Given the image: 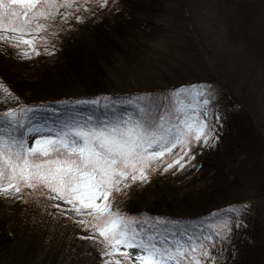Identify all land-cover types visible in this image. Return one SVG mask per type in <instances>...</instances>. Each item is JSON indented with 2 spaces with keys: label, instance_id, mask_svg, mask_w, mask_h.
Listing matches in <instances>:
<instances>
[{
  "label": "trees",
  "instance_id": "trees-1",
  "mask_svg": "<svg viewBox=\"0 0 264 264\" xmlns=\"http://www.w3.org/2000/svg\"><path fill=\"white\" fill-rule=\"evenodd\" d=\"M201 1L211 0L190 2ZM221 1L229 5L230 21L235 20L225 25L228 37L242 40L251 49L263 50L264 24L259 18L264 14V0ZM116 2L117 12L98 22L64 20L60 13L65 8L59 10L55 19L41 20L47 26L42 32L58 41L57 58L28 85L18 84L13 74L0 65V84L16 101L11 109L22 119L44 126L50 123L61 130L65 124L89 123L86 117L116 119L128 111L137 113L145 106L156 114L170 111L167 98L173 96L175 85L111 92L91 80L80 92L68 87L76 80H87L77 74L88 76L95 68L105 71L104 65L114 63L117 57L136 54L142 43L163 35L171 23L165 12L172 0ZM181 3L191 5L187 0ZM183 22L192 30L187 34V47L179 49L186 57L198 60L202 53L197 43L202 39L198 41L193 34L196 23L188 16ZM1 61L0 56V64ZM179 61L182 67L184 62ZM232 65L228 73L238 81L243 64L236 61ZM173 79L185 81L179 76ZM224 85L221 83L222 89L226 88ZM223 97L226 104L221 96H207L209 113L220 112L224 120L214 146L192 150L200 162L197 177L188 186H182L150 174L140 190L128 187L124 208L114 204L112 195V211L140 222L159 220L158 225L168 231L187 228L192 235L207 224L221 222V218L230 219L239 226L232 228L230 237L214 243L210 249L211 264H264V116L257 115V110L235 92ZM81 230L85 229L78 220L57 212L49 203L41 207L17 200L0 211V264H99V248L95 245L98 240L81 237ZM91 254L94 257L90 258Z\"/></svg>",
  "mask_w": 264,
  "mask_h": 264
},
{
  "label": "snow or ice",
  "instance_id": "snow-or-ice-1",
  "mask_svg": "<svg viewBox=\"0 0 264 264\" xmlns=\"http://www.w3.org/2000/svg\"><path fill=\"white\" fill-rule=\"evenodd\" d=\"M71 7L72 0L59 3L57 0H0V30L4 33L0 40L13 47L27 46L35 50L37 37L33 33L47 28L40 21L55 19L61 8ZM67 18V15L62 17ZM23 54L28 56V52ZM0 89L11 95L2 84ZM205 95L203 89L189 86L167 98L171 105L167 114L153 118L147 115L145 106L141 111L146 112V118L117 119L99 126L65 124L47 136H40L38 128L10 109L0 114V194L7 195L10 190L18 193L23 187L49 189L55 193L50 198L63 201L78 215L88 217L79 223L103 238L100 241L105 249L103 255L109 258L105 264H121L116 256L125 264H132L133 259L136 264L207 262L211 259L214 241L239 225L221 218L219 224L211 227L212 234L201 232L199 236L187 235L183 242L179 239L169 242L167 236H161L156 230L159 220L149 223L129 219L112 211L110 200L114 192L121 191V186L128 188V182L146 183L153 165L171 155L173 149L179 148L183 155L168 164L165 171L176 164L184 167L180 161L188 155L193 140L208 142L211 137L208 112L198 110L201 105L209 104V99H199ZM187 96L197 100L191 114L185 111L181 99ZM215 119L220 121L223 117ZM33 132L37 137L29 146ZM184 232L187 234L188 229ZM87 238L95 240V236ZM129 249L136 250L137 254L130 256Z\"/></svg>",
  "mask_w": 264,
  "mask_h": 264
},
{
  "label": "rangeland",
  "instance_id": "rangeland-1",
  "mask_svg": "<svg viewBox=\"0 0 264 264\" xmlns=\"http://www.w3.org/2000/svg\"><path fill=\"white\" fill-rule=\"evenodd\" d=\"M175 1L172 0V2L167 4L165 17L171 23L168 24L163 35L142 43L141 49L136 54L122 55L120 58L117 57L114 59V63H107L104 65L107 67L105 71L95 68L96 73L91 71L92 73L90 72L89 77L84 74H77L76 76L86 77L87 80H76L71 85H65H70L68 87H72L74 90L76 89V92H80L81 88L89 86L88 84L91 80H95V84L100 83V85H103L111 92H133L141 89L156 88L162 85H175L176 91L180 89L186 90L189 86H197L206 93L204 97L199 98L201 100L207 99L209 95H218L221 96L220 99L226 104V98L223 96L227 97L229 92H235L238 94L239 99L243 102L245 99L246 102L257 110V115L261 114L264 116V83L262 82L264 79V49L262 50L260 47H258L259 49H251L245 46L242 40H231L228 37L225 25L232 24L235 20L230 21L232 14L229 12V5L225 2L211 0L210 2L201 1L193 3L190 2L191 0H187L191 4L187 6L181 3L186 0ZM72 3L73 7L62 10L60 17L67 15L68 19L76 20L78 23L84 20L98 22L106 17L112 16L118 10L116 0H107L106 4H104V0H87L86 2L72 1ZM186 16L191 19L192 23H196L194 24L195 27L192 28L196 29L193 34L196 35L197 40L202 39L197 43V47L200 48L202 53L201 57H198V60L196 58L193 59V57H186L183 50L179 49V46L187 47V34L192 30L191 28V30L189 29L190 26L186 27L183 22ZM259 21L261 24H264V14L259 18ZM3 34V31L0 30V35ZM8 35L15 34L8 33ZM33 35L37 37L35 50L27 46H22L21 48L13 47L11 44L0 40V56L2 57L0 65L4 66L9 73L13 74L14 81H17L20 85L27 84L28 81L36 79L37 76L41 77V73L44 70H48L57 58V40L46 36L43 32L33 33ZM41 37L43 39H40ZM16 38L18 39L19 37L17 36ZM202 42H205L204 46ZM255 47L257 46L255 45ZM24 52H28L27 57L23 54ZM95 59L93 57V60ZM179 60L184 62L182 67H179ZM110 61L112 62V60ZM236 61L242 62L243 64L242 74L239 73L240 79L238 81L237 77L228 73L230 70L228 68H231L233 66L232 64ZM178 76L183 77V80H185L184 83L177 81V79L172 81L174 80L173 78H177ZM221 83H225V89H222ZM43 86L46 89L45 85ZM26 93L28 94L29 91H26ZM181 99L184 102L185 111L191 114V109L197 107V100L190 96L181 97ZM189 101L191 102L190 107ZM15 102L12 96H8L4 91L0 90V112L10 110ZM198 110L208 112L207 121L209 131L211 132V137L208 142L204 143L202 140L200 142L193 140L188 148V155L180 161V163L184 164V167L180 168L176 164L165 171L164 169L168 164L183 155L179 148L173 149L171 155H166L161 162L153 165L154 170L149 171V177L150 174L153 175L154 173L160 176V180L166 179L169 183L182 186H188L190 180H194L197 177L200 162L195 158L192 150L194 148L199 150L214 146L219 139L222 121L224 120L217 121L215 117L220 116V112L214 111L210 114L208 106L201 105ZM147 115L155 118L158 114L147 111ZM89 118L86 117V120L89 121L87 123L88 126H99L101 123L110 124L117 119L135 120L138 118H146V112L141 110L137 111V113L128 111L116 119L103 116H94L90 120ZM24 120L33 127L38 128L40 136H47L50 131L56 132L60 130L50 123L44 126L42 124L32 123L27 119ZM79 120L83 119L80 118ZM78 124H86V122L81 121ZM36 137L37 133L33 132L30 134L29 146H31ZM128 183L134 191L140 190L146 184L139 181ZM31 189L23 187L22 191L18 193L10 190L7 195L0 194V211L8 209L17 200H22L31 206L37 205L44 207L49 203L50 207H53L57 212L78 221L87 218L72 211L71 206L65 202L50 198L55 193H51L49 189L43 187H39L37 190ZM128 191V188L121 186L120 192H114L112 194L115 196L114 204L116 206L124 208L126 205L124 204V198L127 196ZM56 205H59V207H56ZM148 222L152 223L154 221ZM219 223L207 224L198 230L197 235L193 236H199L201 232L205 235L212 234L211 227ZM141 226L143 227V224ZM156 230L161 236H167L169 242L176 239L183 242L187 239V235H192L191 233L185 234L184 231H168L162 229L159 225H156ZM232 234L233 230L231 232H224L222 233V239L228 238ZM79 235L83 238L95 236V239L98 240L95 242V245L96 248H99L98 263L105 264V261L109 258L103 255L105 249L103 243L100 242L103 238L99 237V233H93L91 229H85L81 230ZM222 239L215 240L214 243ZM128 253L132 257L137 254L134 249H129ZM89 257L92 258L94 255L91 254ZM115 259H119L121 264H125L121 257L116 256ZM211 263L212 254L211 259L207 262L202 261V264ZM132 264H136L134 259L132 260Z\"/></svg>",
  "mask_w": 264,
  "mask_h": 264
}]
</instances>
